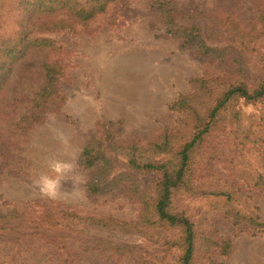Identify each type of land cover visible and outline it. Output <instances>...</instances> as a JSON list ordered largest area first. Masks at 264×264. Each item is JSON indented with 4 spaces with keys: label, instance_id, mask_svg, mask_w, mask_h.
Wrapping results in <instances>:
<instances>
[{
    "label": "rangeland",
    "instance_id": "rangeland-1",
    "mask_svg": "<svg viewBox=\"0 0 264 264\" xmlns=\"http://www.w3.org/2000/svg\"><path fill=\"white\" fill-rule=\"evenodd\" d=\"M154 2L112 1L86 24L34 35L49 37L55 45L33 48L13 62L0 90V264L178 263L180 247L165 243L173 230L161 235L149 225L134 230L144 205L129 183L92 193L87 183L95 168L80 161L85 146L108 122L113 123L108 132L124 146L148 147L167 129L177 141L187 138L181 115L171 104L193 91V79L225 75L227 65L220 58L184 46L182 38L168 32ZM1 4L0 43L17 30L12 0L8 10ZM176 4L182 12L201 11L199 18L210 23L204 35L217 45H227L229 35L257 37L255 46L234 47L246 62L250 85L258 82L264 74V0ZM45 62L57 63L62 73L57 92L38 103ZM234 108L239 119L224 121L211 137L233 161L216 163L215 169L222 183H235L242 211L264 216V99H238ZM243 133L249 138L240 148ZM112 158L114 173H130L125 157ZM209 172L194 179L193 189H177L173 204L185 210L199 233L229 239L231 249L222 254L210 240L202 241L193 264H264V234L235 224L229 207L238 206L226 196L204 192L218 184V179H208L215 170ZM131 174L149 188L157 177L154 172ZM45 216H51L49 223L41 222ZM86 217L113 222L99 229L87 224ZM122 222L132 224L131 230L116 228Z\"/></svg>",
    "mask_w": 264,
    "mask_h": 264
},
{
    "label": "trees",
    "instance_id": "trees-1",
    "mask_svg": "<svg viewBox=\"0 0 264 264\" xmlns=\"http://www.w3.org/2000/svg\"><path fill=\"white\" fill-rule=\"evenodd\" d=\"M0 1L1 7H7L8 10V0ZM112 1L115 0H12L10 6L17 12V30L13 36L4 35L0 43V90L8 80L13 62L21 60L33 48L55 45V41L49 37L34 35L74 29L75 25L86 24L97 14L106 11ZM153 6L163 16L168 32L182 38L184 46L194 47L201 54L218 57L225 62V75L193 79V91L180 94L171 104V108L181 115V127L185 130L183 134L188 135L181 139L183 141H177L173 130L167 129L159 142L148 147L143 148L136 144L124 146L108 132L113 126L112 122H108L103 124V132L85 146L80 161L85 167L95 168L87 183L92 193L109 191L124 181L128 182L132 194L138 195L144 205L140 220L134 224V230L142 226L147 229L148 225L159 228L161 231H158V235L165 230H173V237L165 243L180 247L181 256L177 264H193L202 241L210 240L222 254L230 252L231 242L229 239L214 237L212 233L207 236L199 233L185 210L180 211L174 206L175 191L184 186L193 189L194 179L205 176L203 174L208 175L212 169L215 174L212 173L208 179H218L216 163L230 159L233 161L229 158L231 154L225 152L211 137L216 135L218 126L224 121L230 119L233 122V118L239 119L240 111L234 108L236 100L243 99L246 103H253L264 99V74L258 82L250 85L246 62L242 59L241 52H237L234 47H248L250 44L255 46L257 37L254 35H229L227 45L220 46L204 35L210 23L205 16L199 18L203 14L201 11L192 9L182 12L178 9L176 0H155ZM261 10L264 18V9ZM5 23L4 15L2 25ZM231 23L234 21L230 20L229 24ZM261 60L264 67V55ZM44 70L46 81L36 98L38 103L46 101L57 92L62 73V67L53 62H45ZM228 112L231 117H228ZM247 138L248 134L243 133V139L238 141L240 148L246 144L244 141ZM160 155L166 157L158 158ZM112 156L125 157L130 173H114L116 165ZM131 172H154L157 177L149 188L142 186ZM222 179L216 181L217 187H211L204 192L226 196L229 203L238 206L229 207L231 210L228 216L234 223H244L255 234H264V216L242 211L235 183H222ZM262 182L264 183V178ZM49 217L51 216L43 217L41 222L49 223ZM84 220L99 229L108 228L113 222L111 219L95 217H86ZM118 224L123 226L117 225L116 228L131 230L132 224Z\"/></svg>",
    "mask_w": 264,
    "mask_h": 264
}]
</instances>
